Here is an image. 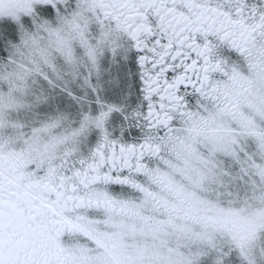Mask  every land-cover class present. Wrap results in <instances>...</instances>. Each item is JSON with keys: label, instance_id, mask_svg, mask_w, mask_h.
Masks as SVG:
<instances>
[{"label": "snow or ice", "instance_id": "obj_1", "mask_svg": "<svg viewBox=\"0 0 264 264\" xmlns=\"http://www.w3.org/2000/svg\"><path fill=\"white\" fill-rule=\"evenodd\" d=\"M0 264H264V0H0Z\"/></svg>", "mask_w": 264, "mask_h": 264}]
</instances>
